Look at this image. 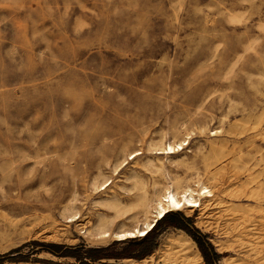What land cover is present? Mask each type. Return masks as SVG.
<instances>
[{
	"label": "rangeland",
	"instance_id": "374dc122",
	"mask_svg": "<svg viewBox=\"0 0 264 264\" xmlns=\"http://www.w3.org/2000/svg\"><path fill=\"white\" fill-rule=\"evenodd\" d=\"M174 178L218 195L175 211L216 264H264V0H0V264H190L161 257L171 236L202 255L173 226L89 257Z\"/></svg>",
	"mask_w": 264,
	"mask_h": 264
},
{
	"label": "bare ground",
	"instance_id": "6f19581e",
	"mask_svg": "<svg viewBox=\"0 0 264 264\" xmlns=\"http://www.w3.org/2000/svg\"><path fill=\"white\" fill-rule=\"evenodd\" d=\"M185 142L186 140L165 142L164 146L162 147V152L167 153L168 155L179 152L180 150L184 149V144L188 143ZM221 171L223 170H219L218 173L220 172L221 174ZM220 176H222V174ZM220 176H218V174L213 176L215 187L219 191L222 189ZM217 196L212 192V189L209 187V185H207L202 180L198 181L197 188H195L188 183H184L180 179L174 178L167 184L163 193L157 195L152 200L154 202V206L149 205L151 207V216L143 223V225L137 226L133 229L116 231L113 232V235L117 239L146 235L154 228L158 220L162 219L169 211L182 210L187 212L189 215H191L196 209H199L200 211H210L217 204ZM228 211L233 214V225L235 227L240 226L238 228L242 233V221L245 217L244 209L230 206ZM73 220H75V218L70 216L69 221ZM99 235L101 237H109L111 232L108 230H103L100 231ZM165 247L166 248H164L161 252V257H164V259L166 258L167 254H173L177 259L187 260V262L190 264H203L202 255L199 252H195L190 244L184 242L179 237L171 236L167 240ZM150 256L153 257V255Z\"/></svg>",
	"mask_w": 264,
	"mask_h": 264
},
{
	"label": "trees",
	"instance_id": "16d2710c",
	"mask_svg": "<svg viewBox=\"0 0 264 264\" xmlns=\"http://www.w3.org/2000/svg\"><path fill=\"white\" fill-rule=\"evenodd\" d=\"M187 220L188 219L185 218L180 213L175 212V211H169L162 219L158 220L154 228L150 230L146 235L133 237L127 240L128 246L120 253L119 256H109L103 253L104 251L103 248H93L92 249L93 254H90L89 257L91 258V260H94V261L99 260V259H104V258H111V257L122 258V257L133 256L132 253L134 251L140 250V253L136 255L135 257L141 258L147 254H150L154 250L155 247L151 245L150 239L152 235L155 233V231L164 226H173V227H177V228H181L185 230L194 238V240L198 243L199 248L207 264H216L219 258V254L215 251L212 245L206 246L203 243L201 238L197 236L193 232V230L187 225L186 223ZM49 246L54 251L55 249L57 250V248H61V245L54 244V243L49 244ZM96 252L98 254H94ZM82 264H89V262L85 261V262H82Z\"/></svg>",
	"mask_w": 264,
	"mask_h": 264
}]
</instances>
